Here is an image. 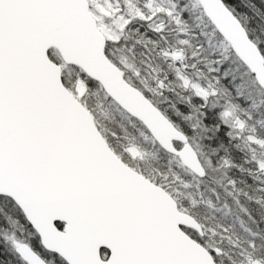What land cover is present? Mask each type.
<instances>
[{
    "label": "snow or ice",
    "instance_id": "snow-or-ice-1",
    "mask_svg": "<svg viewBox=\"0 0 264 264\" xmlns=\"http://www.w3.org/2000/svg\"><path fill=\"white\" fill-rule=\"evenodd\" d=\"M3 208L0 264H264V0H0Z\"/></svg>",
    "mask_w": 264,
    "mask_h": 264
},
{
    "label": "trees",
    "instance_id": "trees-1",
    "mask_svg": "<svg viewBox=\"0 0 264 264\" xmlns=\"http://www.w3.org/2000/svg\"><path fill=\"white\" fill-rule=\"evenodd\" d=\"M240 10H243V9H240ZM93 101L94 103H97V104H103V109L101 111V116H100V121L102 124H108L109 126H111L113 123L119 122L120 124L124 126L125 135H128V136L131 135V133L128 131V121L119 112V110L114 104H109L103 100V94L101 92L94 91ZM137 136L140 138L139 135H136L135 138H137ZM151 152H152V155H150L151 160L149 161V163H154L157 159V154L153 150H151ZM0 212L8 213L10 212V209L3 208V209H0ZM227 212H228L227 216H224L223 212L217 213L216 215L218 218L223 219L225 222L233 224V226L238 229L239 224L236 222V216H234L232 212H229V211ZM3 247H4L3 241L0 240V249H3Z\"/></svg>",
    "mask_w": 264,
    "mask_h": 264
},
{
    "label": "rangeland",
    "instance_id": "rangeland-1",
    "mask_svg": "<svg viewBox=\"0 0 264 264\" xmlns=\"http://www.w3.org/2000/svg\"><path fill=\"white\" fill-rule=\"evenodd\" d=\"M126 136H128V135H126ZM140 138L137 136V138H135V139H136L137 142H140L142 140ZM148 150H149V156H148L147 160L149 162L151 160V156L150 155H152V152H151L152 149L148 148ZM220 206L223 207L222 204ZM227 211L232 212L234 214V216H236V217L238 215V210L233 209L231 206L229 207V209H227Z\"/></svg>",
    "mask_w": 264,
    "mask_h": 264
}]
</instances>
